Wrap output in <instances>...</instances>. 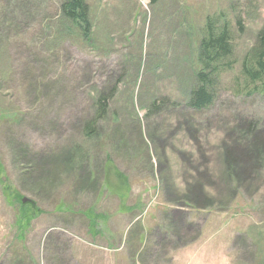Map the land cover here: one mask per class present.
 <instances>
[{"label":"rangeland","instance_id":"1","mask_svg":"<svg viewBox=\"0 0 264 264\" xmlns=\"http://www.w3.org/2000/svg\"><path fill=\"white\" fill-rule=\"evenodd\" d=\"M87 1L89 40L62 0H0V264H264V150L224 175L226 151H254L241 128L264 141L242 74L264 0ZM208 17L230 25L233 66L197 110Z\"/></svg>","mask_w":264,"mask_h":264},{"label":"trees","instance_id":"2","mask_svg":"<svg viewBox=\"0 0 264 264\" xmlns=\"http://www.w3.org/2000/svg\"><path fill=\"white\" fill-rule=\"evenodd\" d=\"M151 1L152 4H155L159 0ZM60 10L62 17L76 25L82 32L85 39L89 40L91 38L90 11L87 0H62L60 3ZM237 24L239 29H244L241 18L237 19ZM233 54L234 37L230 25L227 22H217V20L208 17L198 42L196 70L194 72L196 85L189 92V98L187 101L188 106L193 109L200 110L213 103L222 71L227 68L230 69L233 66L231 60ZM242 74L252 85V88L249 90V94H264V25L257 33L255 44L243 58ZM108 96H111V94H102L96 103L97 114L93 121L86 126L89 135L96 132L97 122L99 119L103 118L107 112ZM164 105L166 104L154 101L151 108L153 111H156L161 109ZM238 126V123L236 126L234 125V127ZM241 129V135L244 140H249L250 138L252 139L254 136V151L252 152L251 149L246 148L248 143L245 145L246 147H244V149L238 150L240 147L238 146V148L234 146V149L231 148L226 151L224 163L226 172L223 173L232 180V177H235L234 175L236 174L234 167L236 163L243 161L251 162L257 157L260 160V157L263 156L262 151L264 150V141L262 138L257 136L259 128L256 127L254 121H250L244 128ZM257 153L258 155H256ZM229 178H227V180ZM34 184L38 190L39 184L37 182ZM40 211L42 210H39V212Z\"/></svg>","mask_w":264,"mask_h":264},{"label":"water","instance_id":"3","mask_svg":"<svg viewBox=\"0 0 264 264\" xmlns=\"http://www.w3.org/2000/svg\"><path fill=\"white\" fill-rule=\"evenodd\" d=\"M27 199H24V201H26Z\"/></svg>","mask_w":264,"mask_h":264}]
</instances>
